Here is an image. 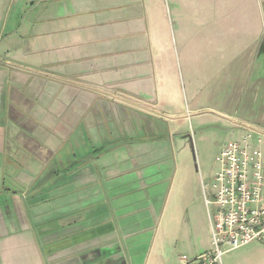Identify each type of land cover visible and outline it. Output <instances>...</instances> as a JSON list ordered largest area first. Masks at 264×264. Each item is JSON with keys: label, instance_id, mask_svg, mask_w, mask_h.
<instances>
[{"label": "crops", "instance_id": "crops-1", "mask_svg": "<svg viewBox=\"0 0 264 264\" xmlns=\"http://www.w3.org/2000/svg\"><path fill=\"white\" fill-rule=\"evenodd\" d=\"M185 123L214 156L249 128L264 174V0H0V264H175L161 165ZM198 196L189 256L211 247Z\"/></svg>", "mask_w": 264, "mask_h": 264}, {"label": "built area", "instance_id": "built-area-1", "mask_svg": "<svg viewBox=\"0 0 264 264\" xmlns=\"http://www.w3.org/2000/svg\"><path fill=\"white\" fill-rule=\"evenodd\" d=\"M226 140L214 156L215 171L203 186L211 247L175 264H222L224 254L251 242L264 244L263 153L248 130Z\"/></svg>", "mask_w": 264, "mask_h": 264}, {"label": "rangeland", "instance_id": "rangeland-1", "mask_svg": "<svg viewBox=\"0 0 264 264\" xmlns=\"http://www.w3.org/2000/svg\"><path fill=\"white\" fill-rule=\"evenodd\" d=\"M166 128H167V132H169L171 137L169 140L168 149H165V153L167 151L169 156L166 159L164 158L163 163L161 165L164 174V180L162 181L161 188L163 189L162 193L164 197L165 192L167 191V189L170 188L172 182L170 177H168V173H172L174 172V170H176V178L172 185L173 192L169 201L170 203H169V209L167 211V218L169 220L174 218L178 219L179 223H177V234L173 233V240L177 235L176 238V245L178 246L177 251L189 255V251L183 245L184 244L183 237L185 235L192 237L193 235L198 234L199 215L196 214L199 205L198 195L200 194L201 191H203V186L205 184L206 185L208 184L207 173H209L212 167L214 166L213 163L214 143L217 140L219 142H222L223 136L217 133V129L214 127H203V130L204 129L206 130L205 131L206 138L203 140H199V138L196 137L195 142L194 140H192V149L190 147L181 149V142H180L181 137L186 135L189 136V134L192 135V133L195 131V127L193 126L192 128V126H188L187 123H185V125L184 124L172 125ZM144 135H145L144 132L140 131L137 136L138 138H142L144 137ZM203 145H204V150H203ZM173 153L174 154L176 153V159L173 158ZM197 182L199 188L198 191H196ZM186 185L190 187L192 190L193 200L192 199L188 200V197L186 196V188H185ZM188 201L190 202L186 204V202ZM186 219L194 220V222H192L194 229L192 228L191 225H188V227H186L185 225ZM148 235L149 234L145 235L146 239L142 240V244L146 245L149 242V240L147 239ZM238 251L240 250H236V251L233 250L227 254H224L223 264H232L233 263L232 259L235 257V254H237ZM143 252L144 250L141 249L139 254ZM138 258L139 261H142L143 256L142 255L138 256Z\"/></svg>", "mask_w": 264, "mask_h": 264}, {"label": "trees", "instance_id": "trees-1", "mask_svg": "<svg viewBox=\"0 0 264 264\" xmlns=\"http://www.w3.org/2000/svg\"><path fill=\"white\" fill-rule=\"evenodd\" d=\"M102 150H103V148L102 149H98V150L94 151V153H100V152H102Z\"/></svg>", "mask_w": 264, "mask_h": 264}]
</instances>
